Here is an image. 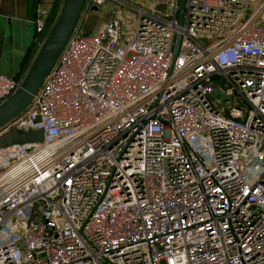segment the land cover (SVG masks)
Wrapping results in <instances>:
<instances>
[{
  "label": "built area",
  "instance_id": "2783aa9c",
  "mask_svg": "<svg viewBox=\"0 0 264 264\" xmlns=\"http://www.w3.org/2000/svg\"><path fill=\"white\" fill-rule=\"evenodd\" d=\"M128 5L0 128L44 134L0 147V264H264V0Z\"/></svg>",
  "mask_w": 264,
  "mask_h": 264
},
{
  "label": "water",
  "instance_id": "95a60500",
  "mask_svg": "<svg viewBox=\"0 0 264 264\" xmlns=\"http://www.w3.org/2000/svg\"><path fill=\"white\" fill-rule=\"evenodd\" d=\"M85 3L86 0H64L54 23L24 75L20 87L0 104V128L23 112L31 103L34 95L39 91L72 33L77 28L84 13ZM179 5L180 23L183 24L186 0H179ZM93 9H99V7L96 6ZM181 37V34L178 33L171 70L174 67L180 48ZM221 93V89L217 87L213 95L217 96ZM43 138L44 134L42 129L25 131L13 127L0 135V147L10 146L15 143L37 142L43 140Z\"/></svg>",
  "mask_w": 264,
  "mask_h": 264
},
{
  "label": "crops",
  "instance_id": "0c3cea01",
  "mask_svg": "<svg viewBox=\"0 0 264 264\" xmlns=\"http://www.w3.org/2000/svg\"><path fill=\"white\" fill-rule=\"evenodd\" d=\"M63 2L64 0H0V72L15 77L23 74V68L28 61L34 59L44 41V34L37 32L39 9L46 10L48 26L51 17L55 13L58 15ZM110 4L106 3L99 9H89L87 12H90L93 25L87 29L82 27V32L95 31L114 18L117 13L110 10L108 13L104 12Z\"/></svg>",
  "mask_w": 264,
  "mask_h": 264
},
{
  "label": "rangeland",
  "instance_id": "374dc122",
  "mask_svg": "<svg viewBox=\"0 0 264 264\" xmlns=\"http://www.w3.org/2000/svg\"><path fill=\"white\" fill-rule=\"evenodd\" d=\"M119 1L121 3L118 1H114V0H108L107 2L111 3V4H110L109 8H107V10L105 9L104 12L108 13L110 10V12H112V13H117V15L119 14V15L123 16L124 29L129 30L130 26H131L130 24L132 22L136 21V17L129 15L131 9H130V6L128 5V3H134V4L139 3V4H142L143 6H147L149 4H152L153 0H119ZM171 2H172V0H154V4L162 12H168L170 5H171ZM87 11H85L83 13V15L79 21V24H78L81 31H84L83 29H87L88 26L93 25L91 17L89 16L90 12H87ZM82 27H83V29H82ZM100 27H98L97 29H99ZM49 30H50V25L47 26V24H46V29L43 32L44 39L47 36V35L45 36L46 32L47 31L49 32ZM48 32H47V34H48ZM86 32H89V31H86ZM27 66H28V63L26 64V66L22 70L23 75L26 74V72H27Z\"/></svg>",
  "mask_w": 264,
  "mask_h": 264
},
{
  "label": "trees",
  "instance_id": "16d2710c",
  "mask_svg": "<svg viewBox=\"0 0 264 264\" xmlns=\"http://www.w3.org/2000/svg\"><path fill=\"white\" fill-rule=\"evenodd\" d=\"M56 17H57V14L55 13V14L53 15V17H51V19L49 20L48 25H50V28H51L52 24L54 23ZM47 32H48V31H47ZM47 32H46V35H47ZM46 35H45V36H46ZM30 57H31V55L29 56V58H30ZM29 60H30V59H29ZM32 61H33V60L27 62V63H28L27 70H28V68L30 67ZM22 76L24 77V75L22 74L20 77H17V78H21Z\"/></svg>",
  "mask_w": 264,
  "mask_h": 264
}]
</instances>
